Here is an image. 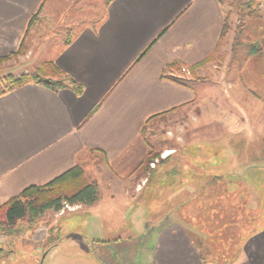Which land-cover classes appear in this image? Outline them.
Returning a JSON list of instances; mask_svg holds the SVG:
<instances>
[{"label": "crops", "instance_id": "obj_1", "mask_svg": "<svg viewBox=\"0 0 264 264\" xmlns=\"http://www.w3.org/2000/svg\"><path fill=\"white\" fill-rule=\"evenodd\" d=\"M49 2L0 0V58L33 40V18ZM225 23L222 0H106L103 19L78 30L47 60L70 84L54 90L31 83L0 96V207L75 167L90 172L98 158L110 174L91 180L98 201L61 214L87 210L93 242H81L96 264H219L182 222L148 221L144 199L128 196L120 176L129 174L124 167L148 123L193 109L196 94L179 71L222 47ZM63 244L59 239L52 252ZM229 264H264V228L241 238Z\"/></svg>", "mask_w": 264, "mask_h": 264}, {"label": "rangeland", "instance_id": "obj_2", "mask_svg": "<svg viewBox=\"0 0 264 264\" xmlns=\"http://www.w3.org/2000/svg\"><path fill=\"white\" fill-rule=\"evenodd\" d=\"M222 2L227 22L222 47L194 74L179 71L196 94L193 109L148 123L124 167L129 174L120 177L128 196L144 199L148 221L182 222L210 260L229 264L241 238L264 228V12L255 0ZM105 6L106 0H50L34 21L33 40L0 63V88L9 85V76L36 74L78 30L101 21ZM84 171L89 182L97 173L110 175L98 158ZM62 210L35 222L24 219V231L0 233V249L13 251L0 264H96L81 242H93L87 210L64 217ZM130 220L131 215L121 236ZM58 238L64 244L52 252Z\"/></svg>", "mask_w": 264, "mask_h": 264}, {"label": "trees", "instance_id": "obj_3", "mask_svg": "<svg viewBox=\"0 0 264 264\" xmlns=\"http://www.w3.org/2000/svg\"><path fill=\"white\" fill-rule=\"evenodd\" d=\"M36 18L37 16L33 18V21ZM226 23L223 35L227 30ZM22 47L23 44L17 53L6 58H0V63L7 61L15 55H19ZM252 53L254 55L258 53V46L254 47ZM209 60L210 58L190 67L191 74H194L198 68L208 63ZM172 67L180 70L182 66L180 63H174ZM49 77L60 79L55 81L52 78L49 79ZM8 81L9 85L5 89L0 88V96L31 83L41 84L54 90L64 88L67 84H70L68 77L53 62L44 64L36 74L24 75L20 78L9 76ZM76 88L81 89V87ZM98 199L99 191L97 184L87 180L86 173L82 168L75 167L45 186L27 188L19 196L14 197L8 203L1 206L0 213L3 214V220H0V233L14 234L24 231V227H21L20 224L26 218L29 221L35 222L50 210L60 212L65 206L93 205ZM56 241L58 240L56 239L52 243L55 244ZM12 254L13 251L0 249V262L8 259Z\"/></svg>", "mask_w": 264, "mask_h": 264}, {"label": "built area", "instance_id": "obj_4", "mask_svg": "<svg viewBox=\"0 0 264 264\" xmlns=\"http://www.w3.org/2000/svg\"><path fill=\"white\" fill-rule=\"evenodd\" d=\"M255 1L258 2L260 8H261L262 11L264 12V0H255ZM182 71H183L184 73H188V74H190V71L187 70V69H184V68H183ZM67 207H69V206H67Z\"/></svg>", "mask_w": 264, "mask_h": 264}]
</instances>
